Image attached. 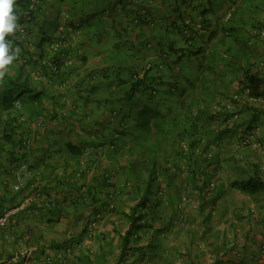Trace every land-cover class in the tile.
<instances>
[{
    "label": "crops",
    "instance_id": "0c3cea01",
    "mask_svg": "<svg viewBox=\"0 0 264 264\" xmlns=\"http://www.w3.org/2000/svg\"><path fill=\"white\" fill-rule=\"evenodd\" d=\"M195 1L185 0L184 4L180 5V0H122V4L116 5L111 13L95 14L88 20L91 25L84 31L83 25L86 20L82 22L72 20L73 25L79 29L66 31L68 36L64 48L70 50V53L60 56L57 60V71L48 68L46 75H43L38 64L43 65V62L50 60L54 54L39 59L40 50L34 47L37 42L35 33L39 30L43 32L44 37H48L63 32L66 20L57 18L61 7L46 0L43 12L38 16V23L35 24L36 31L30 33L27 29L25 35H19V38L6 37L12 40L13 44L15 40L21 41L23 46H17L21 50L19 58L14 61L5 76L9 79L18 78L19 84L28 77L29 87L39 92L43 91L44 95L33 103L21 101L15 103L16 111L13 110L12 115L16 116L18 122L14 138L17 148L10 151L12 153L10 156L7 153L10 149L5 146L4 152L0 155V218L5 219L4 226L0 227V264H60L62 261L59 262L56 257L67 249L63 247H73V243L77 244L83 234L81 230L79 234L69 237V224L76 225L77 217L84 214L88 216L93 209L100 211L110 202H115V209L105 214V218L103 216L102 237H99L100 235L96 237L91 247L74 246L75 254L67 256L62 264H264V256L255 259L260 247L264 245V191L248 194L229 187L235 180L248 179L254 171H257L264 180V118L248 128L250 113H246L241 107L244 102L263 107L264 102L256 103L246 98L240 91V88L245 86V80L241 76L243 70L233 65L230 58L225 57L222 52L219 60L224 61H221L222 64L217 69L227 74V79L230 78L231 71H239L234 72L235 77L230 79L231 84L235 83L233 88L239 92L229 93L228 89V93L229 97L237 100L233 108L237 109L238 113L244 112V115L226 121L224 125H227V131L221 137L216 136L214 143H211L214 137L211 134L207 140L208 145L194 147L200 156L194 158L198 162L188 163L189 170L202 171L207 167V170L213 173V177L208 178L215 182L211 195L200 196L199 191L190 190V183L183 182L182 186L189 187L186 198L181 197L179 193L171 192L170 195L166 194L159 197L156 202L150 203L152 209L148 212L146 210L148 200L139 197L137 201L130 203L128 210L123 193L120 192L109 199L112 197L110 195L113 191L110 187L112 184H109L110 180H106L107 184L103 180L106 176L113 177L116 174H118L116 179H119L121 173L125 179L132 176L129 169L131 151L128 147H122L129 143V139L135 137L119 132L122 130L127 133L133 132L132 125L138 113L140 119L137 129H141V122L147 121L149 117L146 107L165 113L164 110L173 105L176 99L173 94L181 85L175 78L177 85L170 84L169 79L173 78L172 76L158 71L153 72L149 81L158 84V88L155 95L151 93L152 96H146L148 101H145L146 107L143 106L141 104L144 100H141V97H145L143 92L129 93L130 84L142 80L144 75L143 77L135 75V60L130 57L128 48L135 45V48L142 49L140 55L145 57L148 49L156 48L157 51L162 40L170 44L172 50L167 45L169 53L175 52L174 46L177 42L183 47V41L172 28L169 27L166 31L165 28H161L177 23V14L174 12L176 8L173 7L175 5L179 12L196 17L199 12L191 11ZM234 2L236 6H233ZM50 3L51 6L48 5ZM223 3L224 0L212 1L215 12L220 15L229 14L227 11L231 7L235 14L244 16L251 14L258 18L261 16L257 13L258 9H264V0H228L227 7L222 5ZM201 6L203 9L206 8V1ZM145 7L148 13L143 19L146 18L144 21L150 22L142 24L136 21L134 12L139 10L141 13ZM210 14L206 15L209 23L207 31L228 20L217 19L216 22H211ZM261 20L264 21V17H261ZM43 21L50 22L46 30L38 29L37 25ZM128 26L131 28L129 31ZM250 26L251 23L244 27V31L242 28L238 31L236 37L243 43H247L251 36L248 28ZM238 27L241 26L238 24ZM23 30L22 26L20 31ZM205 33L206 31L194 35L192 47L197 45L199 40L204 41ZM16 36L18 37V33ZM227 46H232V43ZM263 47L264 44L253 42L250 46L251 54L245 56L252 55L250 62L253 63L256 49L261 51ZM25 49L32 54L31 57L27 58L24 55ZM162 54L160 52V57L164 56ZM115 57L121 58L122 63L116 65ZM246 57L241 62H247ZM68 59H72L70 67L64 65ZM29 60L37 63H29ZM144 63H147L146 60L141 62L139 67ZM72 67L73 69L69 70ZM114 67L123 69L129 67L131 70L128 73L129 84L124 85L125 89L121 95L115 94L110 85L115 80L120 83L119 77L115 73L112 77L107 75L109 68ZM246 74L254 78L257 75L253 67ZM49 77L52 79L49 80ZM29 80L32 82L29 83ZM193 83H183L185 86L183 89L188 86L193 88ZM253 83L259 86V89L264 84L256 79ZM262 87L264 90V86ZM221 89L223 92L227 91L225 88ZM135 99L137 106L134 107L131 102ZM115 100L120 108L116 112H111L108 103ZM7 117L8 113L0 110V129ZM64 118L72 121L74 133L67 131L66 128L62 130L63 127H67L63 124ZM45 121L51 131L38 130ZM54 123L59 125L56 126ZM159 123L158 128H154L150 122V132L144 131L151 139L166 138L164 134L167 130L163 127V122ZM228 123L231 126H228ZM80 125L82 126L79 127ZM72 136L76 138L73 139ZM195 139L197 142L202 141L200 136ZM25 141L28 142L26 148L23 146L26 144ZM1 142L0 140V144ZM67 143L80 147L82 155L78 157L70 155L65 149ZM206 146H209L206 153L212 158L206 159L209 162H202ZM22 153L29 160L30 173L21 178L20 184L15 185L13 191L12 184L15 180L13 169L19 162L14 160ZM141 162L146 165V158L141 159ZM163 165L164 163L161 164V168ZM190 172L195 178L194 172ZM228 174H232L234 179H227ZM195 185L192 184L191 187ZM87 186L88 193L85 192ZM101 188L104 194L101 193ZM28 192H33L31 198L37 193L45 194L50 205L44 208L43 203L34 201L30 208L26 209L23 206L16 211L22 197ZM69 195L74 196L73 200H70ZM69 200L74 205L72 203L70 205ZM140 201L145 202L142 208L144 211H140L142 224L138 221L136 229L134 228L130 236L125 238L129 224L123 225L122 219L129 216L131 220L134 207ZM84 202L91 205L90 212L82 205ZM124 239L127 244L124 243Z\"/></svg>",
    "mask_w": 264,
    "mask_h": 264
},
{
    "label": "rangeland",
    "instance_id": "374dc122",
    "mask_svg": "<svg viewBox=\"0 0 264 264\" xmlns=\"http://www.w3.org/2000/svg\"><path fill=\"white\" fill-rule=\"evenodd\" d=\"M45 1L46 0H44L43 2ZM224 1L225 3H223L222 5H225L227 7L228 0H224ZM235 4L236 2L233 3V6ZM48 5L51 6V3ZM65 10L66 8L61 9V11H65ZM227 13L229 14L220 15L217 12L211 13L209 15V20L211 22H216L217 19H222L225 21L227 20L226 18L230 19V17L231 18L234 17V19L236 20V24H237L236 26L238 27V24H239L241 26L240 30L242 28L243 31H244V27L249 26L250 23L255 26L257 24H260V22L262 21L261 19L260 21H256V19L254 20L251 14H249L248 16H244L242 14H235L233 13L231 7L228 8ZM235 15H238V16H235ZM260 15L261 17H264V13ZM27 18H28V15H25L24 19H27ZM48 23L50 22L43 21L41 22V24L39 23V26L37 25L39 27L38 29L46 30V28H48L47 26ZM19 24L21 26L20 30L22 29V26L24 30L22 32L19 31L18 37L16 36V38H19V35L24 36L27 31H30V33H32L33 31H36L35 23H31L30 21L21 23L19 20ZM166 27L167 25L163 26L161 29H164ZM248 28H249V32L251 35L248 38V42L244 43L242 46L237 47V49L241 48L243 49L242 51L247 52V55L251 52L250 46L253 42L259 43L260 45L264 44V41L261 40L257 36V33L255 32V29H254L255 27L252 26V28L251 27H248ZM86 29H87L86 27H83V31ZM130 29L131 28L128 26L127 31H129ZM213 30H214L213 28H210V30L208 31L206 30V33H205L206 37L204 41L202 42V40H199L198 44L193 47L185 48L184 44L182 47L180 42H177L176 46H174L175 47L174 53L168 52L167 50L168 43L166 42V40L161 41L160 46L158 47L159 51L158 50L156 51V48L148 49L145 57L144 56L142 57L140 55L141 54L140 51H142V49L135 48L136 47L135 45H132L131 47L128 48V53L130 57L135 60V65H136V69H135L136 71L134 72L135 75L136 76L142 75V77L143 75H145L146 77V80L142 81V84L139 86L140 88L138 89V91H141L145 94V97H141V100L144 99L141 103L143 106L146 107L145 101L146 102L148 101L146 96L148 97L152 96L151 93L153 91H156L158 88L157 87L158 84H154V82L149 81L152 79L151 74H153V72L156 73V71H158V72L167 74L169 76H172L173 78L169 79V83L172 84L173 86L177 85V81L175 79H177L179 83L181 84L176 89L175 94H173V96L176 98L175 101H173V105L169 106L167 109L164 110L166 119L162 124L166 127L167 130H170L169 131L170 133L165 132L164 135L166 138L164 140H161L159 138L151 139L145 134L142 128L139 130L137 129L139 128L138 126L139 124L138 120L140 119L138 118L139 113L136 114V118H134L136 119V121H134L132 125L134 129L133 132L127 133V132H123L124 130L119 132L122 134L126 133V135L135 137V138L129 139V143L125 144L122 147V148L128 147L131 151V156H130V161H129V163L130 162L131 163L129 165V169H131L130 173L132 176L125 179V177L122 176L123 173H121L119 179H116L118 175L116 174L113 177L106 176V179H103V180L105 181V183H106V180H110L109 184H112L110 186L113 188V191L110 194L112 195V197L109 199H112L115 195L117 196L120 192L123 193V196L125 197L124 200L126 202V209L128 210H129L130 203H134V201H137L139 197L142 198V200H145V199L148 200V204L146 206L147 207L146 210L148 212H150V210L152 209V207L149 206L150 203L156 202L159 197H162L166 194L170 195L171 192L172 194L179 193L181 197L184 196L186 198L185 195H188L187 191L189 187H187L188 185L182 186L183 182L190 183L189 185L191 188L190 190H192L193 192L199 191L200 196H204V195L210 196L212 190L215 188L213 187L214 186L213 184H215V182L208 179L209 176L210 178L211 176L213 177V173L207 170V167H206V170H202V171H195L196 169L189 170L188 163L190 161L198 162V160L194 158H198L200 156V154L197 152V148H194V147L196 144L198 147H201L202 144L208 145L207 140L210 138L211 134H213L214 136L211 143H214L215 138L218 133L222 131L223 132L227 131L226 130L227 125L225 126L224 123H226V121L232 120L235 116L240 117V115H244V112L238 113L237 109L233 108V105L235 103L232 102V101L236 102L237 100H234L232 99V97H229V93H231L230 91L239 92L238 90H235V88H233L235 86V83H232V84L230 83L231 81L230 79L235 77V73L231 71L230 76H229L230 78L227 79L228 77L227 74H221L217 77L215 76V74L212 75L204 71L203 67H204L206 56L208 55L209 52L216 49L218 46V42H217L219 38L218 36H213L210 39L207 38L210 32H212ZM256 50H257V53L255 56V59H252L254 60V62L252 61L253 63L250 62V57H252V55H250L246 57L247 62H242L243 64L242 67H239L241 64H238L237 66L239 69L243 68L244 66L246 67L252 66L256 70V74H257L255 79L262 83L264 82V73H262V71H259V69L262 67L260 65L262 60H259L260 57H258L260 55V54L258 55V51H260V49H256ZM160 52L163 53L162 54L164 55L163 57H160ZM116 60H117L116 65L122 63L123 61L121 58H116ZM145 60L147 63H144L143 66L139 67V64L141 62H144ZM129 62L130 61H127V63ZM200 68H201V71H200ZM130 71L131 70L129 69V67H127L126 69L117 68V67L109 68L107 75L109 77H112V76H115L116 74V76H118L119 79L121 80L120 83L118 80H115L112 83H110V85L113 87L115 94L121 95L125 89L124 85L129 84L130 78L128 76V73ZM217 74H220V71H218ZM199 76H204L202 82H205L206 85L201 84V82H195L193 88H191V86H188L185 89H183V87H185L183 83L187 84V82H194L195 79L198 78ZM14 79L12 80L15 81ZM208 80H210L211 83L212 82L213 83L209 84ZM5 81L6 83L4 85H6V88L8 90L20 91V90L25 89L22 86L15 85L12 82L10 83L9 81L7 82V80ZM31 82L32 81L29 80V83ZM29 86L30 85L28 84L26 85L27 88H33ZM262 86H264V84ZM262 86H260L261 90L263 89ZM257 87L259 88V86ZM221 88H225L227 89V91L223 92ZM228 89H229V93H228ZM243 94L246 95L247 93L244 92ZM106 95H107V92H106ZM224 101L226 102L224 103ZM255 102L261 103L264 101L260 100V101H255ZM131 105L134 107L137 106L136 99L131 102ZM16 106H18V104ZM108 108L110 109L111 112L112 111L116 112L120 108V106L118 102L115 100V101H111L108 103ZM148 108L149 107H146V109ZM191 119L198 120L199 123H201L202 125L199 130H195V131L189 130L188 133H186L185 126ZM45 120H47V116H45ZM71 122L72 121L69 120L68 118H64L63 124L64 126L67 125V127H63L62 130H65L66 128L67 131L74 133V131H72L74 128V125ZM47 124H48L47 121H45L38 128V130L44 131L48 129L49 131H51L52 129L49 126H47ZM229 124L230 123H228V126H231ZM54 125L58 126L59 124L54 123ZM81 126L82 125H80L79 127ZM153 130L154 129L152 128L151 132H153ZM172 134H173V137H171ZM198 136L201 137L202 141L200 142L195 141V143H191L192 140L193 139L196 140L195 138H197ZM74 138H76V136ZM113 141L115 142L116 138H114ZM116 145H119V144L116 143ZM208 149H209V146H206L204 148L205 153L203 155L202 162H209V161H206V159L210 157L209 160H211L212 158V156H208V154L206 153ZM150 153L152 155H150ZM143 158H146L147 160L146 165H143V163L141 162V159ZM163 163L165 167H163L164 166L163 165L161 168V164ZM27 165H29L28 159H27ZM29 169H28V173L24 174L23 176L29 175L30 173ZM190 171L194 172L195 178L192 177L193 174ZM232 177H233L232 174H228L227 179L232 178ZM13 181L14 183L12 184V189L14 191V187L15 185H17L18 182L15 180ZM20 182L21 180L19 181V184ZM196 183L197 185H195ZM203 183H205L206 185H203ZM192 184L195 185V187H191ZM198 184H201V185H198ZM80 190L82 191V189ZM122 190H127V191H122ZM29 192L24 197H22L21 202L19 204L23 203L24 200L28 199L31 193H33V192L31 193ZM85 192L88 193V186L86 187ZM101 193L104 194L103 188H101ZM40 195L44 198V200L47 199L45 194L40 193ZM194 195L196 196L197 194H194ZM69 198L70 200H73L74 196L69 195ZM70 200L68 203L71 205L72 201ZM114 204L115 202L114 203L110 202V204L105 206V208H103L100 211L99 210L95 211V209L92 210L89 202L88 203L84 202L82 204L87 207V210L89 212L90 210H92L91 211L92 213H90L88 216H85L84 214V216L77 217L75 219V222L77 224L76 225L74 224V226L69 224V227H68L69 237L72 235H77L79 234L81 230H84L78 243L77 244L73 243V247L76 246V248H79L82 245L91 247L92 246L91 244L96 241L94 240L96 239V237L98 238L99 235H100L99 237H102L101 235L103 233V228L101 227L102 221L106 217L105 214L110 213V211L112 212L115 209ZM72 205H74V203H72ZM40 209L42 208L40 207ZM140 211H142V209ZM140 211H138V213L134 216L141 217ZM127 213L130 214V211H128ZM122 222H123V225L125 226L127 225V223L130 224L129 216H124L122 219ZM92 223H94V225ZM155 223L156 222H154L153 224L156 225ZM82 224H83V227H82ZM111 224L114 226L113 222H111ZM117 224H118V221H117ZM140 224H142L141 221H140ZM115 227L118 228V226H115ZM73 247L71 246L63 247V248H67L66 250H68V253H66L65 255H61L62 262L60 264L66 261L67 256H69L70 254L73 256L75 254L76 248H73ZM60 254L62 253H59V255ZM91 254H93V252L90 253V255Z\"/></svg>",
    "mask_w": 264,
    "mask_h": 264
},
{
    "label": "trees",
    "instance_id": "16d2710c",
    "mask_svg": "<svg viewBox=\"0 0 264 264\" xmlns=\"http://www.w3.org/2000/svg\"><path fill=\"white\" fill-rule=\"evenodd\" d=\"M44 0H34V2L32 0H16V5L14 6L18 12H19V20L20 22H23L24 20L30 21L31 23H38L39 20V15L43 12V5L45 2H43ZM51 2H53L55 5H57L58 7H61L59 12L57 13V18L58 19H63L66 20V24H65V28L63 29V32H60L58 35L56 36H48V37H44L43 32H40L39 30L36 31L35 33V39H36V43L34 45V47H36L37 50L39 51V59L42 60L43 57H47L50 55H53L52 58H50V60H45L43 62V65L38 64V67L42 70L43 75H46V71L47 69H51L54 72L57 71V60L59 59L60 56L65 55V53H68L67 55H69L70 50H66V48H64V45L67 43V29H74L77 30L79 29L77 26L73 25V21L77 22H84L83 27L88 28L91 23L88 22V20L95 15V14H104L106 12H112L115 8L116 5H121L122 4V0H50ZM206 1L207 6L206 8H202L201 5H203V2ZM213 1V0H212ZM212 1L210 2V0H196L195 4H194V8L191 9V11H195L197 10L199 13L197 14L196 17H191L190 14L186 13H181L179 12L178 8L175 6L176 9L174 10V12L177 14V23L174 22V25L171 23L172 26H167V28H165V31L167 29L172 28L173 32L180 36L181 40L184 43V47H192V43H193V38L194 35H196L197 33L200 32H204L209 28V23L208 20L206 19V15L208 13H215L214 9L215 7L212 5ZM185 0H180V5L184 4ZM188 7H190V4L188 3ZM66 8L65 11H61V9ZM146 8V7H145ZM174 9V8H173ZM172 9V10H173ZM171 11V10H170ZM261 12L264 13V9L260 8L258 9V14H261ZM91 13V15H90ZM148 13V9L146 8L144 11L142 9L141 13L139 10L134 12V18L136 19V21H138L139 23H144L147 24L150 21H144L146 18L143 19V17L145 15H147ZM62 14V16H61ZM25 15H28L27 19L25 18ZM184 15H185V19H184ZM61 16V17H60ZM254 20L256 19V21H260L261 16L257 18V16L253 17ZM196 19H199L200 21V26H201V30H195L194 27H189L188 25L185 24L186 20L190 21L191 23H195L197 22ZM73 20V21H72ZM235 19L234 17L230 19H228L225 22H220L215 29L208 35V39H210L213 36H218V46L216 49L212 50L211 52L208 53V55L205 58V62H204V71H207L208 73H211L212 75L215 74V76H219L221 74H217V72L219 71L217 68L218 66H220L222 64L221 61H224L223 59L220 61V54L222 52V54L227 57L230 58L231 62H233V65H238L241 64L239 67H242V62L245 59V55H247V52L242 51L243 49L238 48L239 46H242L244 43L238 38L236 37L238 35V31L240 30V28H238L236 26L235 23ZM82 24V23H81ZM39 26V25H38ZM253 27H257V28H263L264 27V21H261L260 24L257 25H253L251 24V28ZM218 27V28H217ZM188 29L192 35L191 38L187 39L184 35H183V30ZM93 32V30H92ZM230 42L232 43V46H227L228 44H230ZM29 43V42H28ZM14 47L17 46H23L21 44V41H14ZM168 47H170V44H168ZM198 48V47H197ZM196 48V49H197ZM234 48H236L234 50ZM169 49V48H168ZM170 50H172V48L170 47ZM78 50L75 51V53H77ZM197 53V52H196ZM24 55L27 56V58L31 57L32 54L29 53L28 50H24ZM79 57V56H78ZM243 57V58H242ZM260 59H264V47L261 49L260 52ZM81 60H85V59H81ZM29 63H37V61H32L29 60ZM65 65V62H64ZM72 65V64H71ZM66 66V67H70ZM203 65V64H202ZM252 65V64H251ZM260 65L262 66L259 71H262V73H264V61H262L260 63ZM238 67V66H237ZM252 67V66H251ZM250 66H244L243 68H241L243 71L241 73V76H243L244 80H245V86L242 88H240V91H242L243 93L246 92L247 94L245 95L246 98L248 99H252L255 101H260L263 100L264 101V90L259 89L258 87H256L253 83L254 81V77H249L246 73L251 70ZM202 68V67H201ZM200 68V71H201ZM73 69L72 68H69ZM239 69V68H238ZM218 70V71H217ZM234 72H238V70H235ZM54 74V73H52ZM145 77V75H144ZM144 77L142 80H136L133 81L130 84V88H129V93L130 94H134L136 91H138V89L140 88L139 86L142 84V81H144ZM203 77L204 76H199L198 78L195 79V82H201V84H205V82L203 81ZM49 80H51L52 78L49 77ZM9 81L10 83H14L15 85H19L24 87V90H20V91H11L8 90L6 88V85H4ZM209 82H211L210 80H208ZM28 82V77L25 78L24 82H21L19 84V80L18 78H15V81H13L12 79H9L8 77H4L3 81L0 82V110L2 112H7L8 116L7 118L4 119L3 121V126L2 129H0V140L2 141L0 144V155L1 153L4 152L5 150V146H7L10 150H8V154L11 156V152L10 151H14L15 148H17V145L15 144V131L18 129V122H17V118L16 116L13 117L12 112L13 110H15V103L17 101H21V102H26V103H33L35 101H37L41 95H44L43 91H36L33 90L32 88H27ZM208 82V83H209ZM213 83V82H212ZM210 83V84H212ZM233 99V98H232ZM233 103H236L235 101H232ZM243 111H245L246 113H250V117L248 119V128L251 125H254L255 123H257L258 121H260L262 118H264V106L263 107H256L253 105H249L248 103L244 102V104L241 106ZM148 119L145 122H141L140 124V128H142L144 131L150 132L151 127L154 128H158L159 126V122H164L166 119V115L165 113H161L159 111L154 110L153 108H148ZM10 115L12 117H10ZM232 118V117H231ZM159 119V120H157ZM150 122H152V125L150 127ZM201 123H199L198 120L195 119H191L185 126V130L186 133H188V131H195V130H199L201 127ZM163 127H165L163 125ZM162 128V127H161ZM166 129V127H165ZM167 130V129H166ZM170 130H167V132H169ZM226 132V131H225ZM225 132H220L217 134V137H221ZM26 143V141H25ZM191 143H195V140L193 139ZM197 145V144H196ZM24 148H26V144L23 145ZM19 147V146H18ZM22 147V149H24ZM65 149L66 151L72 155V156H81L82 155V150L80 147H76L71 145L70 143H67L65 145ZM20 150V148H19ZM9 159V157L7 158ZM23 161L25 160L24 157V153H22L20 155V157L18 156V158H16L14 160V162L16 161ZM184 165V164H183ZM182 165V166H183ZM229 187L231 189H237L240 190L242 192H246L248 194H254L257 192H261L264 191V180L261 179L259 173L257 171H254L253 174L246 180H240V181H233L230 183ZM144 203L143 201H140L139 204H137L134 207V210L131 214V220H130V224H129V228L128 231L125 235V238H128L131 234V232L134 230V228L136 229V224L138 221H140V216H134L138 213V211H140L143 207H144ZM31 204L29 206L26 207V209L30 208ZM88 222V221H87ZM84 232V230H82V233ZM124 243L127 244L126 239H124Z\"/></svg>",
    "mask_w": 264,
    "mask_h": 264
},
{
    "label": "clouds",
    "instance_id": "9594fccd",
    "mask_svg": "<svg viewBox=\"0 0 264 264\" xmlns=\"http://www.w3.org/2000/svg\"><path fill=\"white\" fill-rule=\"evenodd\" d=\"M15 5H16V0H0V82L3 81L5 75L8 73L14 61H16L19 58L20 51H21L19 47H14L12 40L6 39V37H9V36H12L15 38L16 34L20 31V27H21L19 24L20 14L18 10L14 7ZM254 29L257 30L259 28L255 27ZM260 29H263V28H260ZM71 64H72V59H68L65 61L66 66H69ZM155 94H156V91H153L152 95H155ZM26 145H28V142H26ZM25 160L27 164V158H25ZM28 169H29V166H28ZM24 202L21 203L20 206L23 205ZM18 207L19 206H17V208Z\"/></svg>",
    "mask_w": 264,
    "mask_h": 264
},
{
    "label": "built area",
    "instance_id": "2783aa9c",
    "mask_svg": "<svg viewBox=\"0 0 264 264\" xmlns=\"http://www.w3.org/2000/svg\"><path fill=\"white\" fill-rule=\"evenodd\" d=\"M34 2V0H32ZM197 22L195 23H191L190 21L186 20L185 24L188 25L189 27H194L195 30H201V26H200V21L199 19L196 20ZM255 32L257 33V36L261 39L264 40V29H257L255 30ZM183 35L189 39L191 38V33L188 29L183 30ZM154 94V93H153ZM14 179L15 181H17L19 183V181L21 180L22 176L24 174L28 173V166L26 164V160L20 161L18 163V165H16L14 167ZM17 183V185H18ZM34 201H39L41 203H43L44 207L49 205V200L45 199L40 195V194H36L33 198H29L26 199L24 204L19 206L18 208H16V211H18L19 209H21L23 206L27 207L29 206L31 203H33ZM5 224V219L4 218H0V227H3ZM94 225V223H92ZM62 254L57 256L58 261L61 260L62 261V257L61 255H65L66 253H68V250H64L63 252H61ZM264 256V245H262L259 249V253L258 255L255 257V259H259L260 257ZM59 261V262H61Z\"/></svg>",
    "mask_w": 264,
    "mask_h": 264
}]
</instances>
